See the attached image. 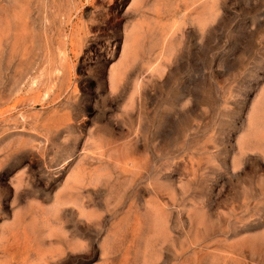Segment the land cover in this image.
Segmentation results:
<instances>
[{
	"label": "rangeland",
	"instance_id": "374dc122",
	"mask_svg": "<svg viewBox=\"0 0 264 264\" xmlns=\"http://www.w3.org/2000/svg\"><path fill=\"white\" fill-rule=\"evenodd\" d=\"M0 264H264V0H0Z\"/></svg>",
	"mask_w": 264,
	"mask_h": 264
}]
</instances>
